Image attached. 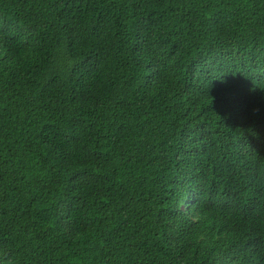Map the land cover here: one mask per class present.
<instances>
[{"label": "trees", "instance_id": "trees-1", "mask_svg": "<svg viewBox=\"0 0 264 264\" xmlns=\"http://www.w3.org/2000/svg\"><path fill=\"white\" fill-rule=\"evenodd\" d=\"M0 264H264V0H0Z\"/></svg>", "mask_w": 264, "mask_h": 264}]
</instances>
